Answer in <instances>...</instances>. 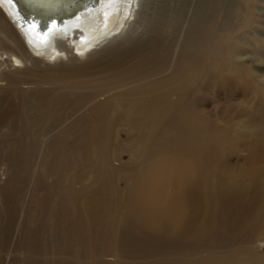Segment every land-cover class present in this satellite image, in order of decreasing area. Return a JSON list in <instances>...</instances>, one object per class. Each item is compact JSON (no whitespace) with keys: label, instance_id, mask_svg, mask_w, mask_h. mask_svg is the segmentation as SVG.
I'll return each mask as SVG.
<instances>
[{"label":"bare ground","instance_id":"1","mask_svg":"<svg viewBox=\"0 0 264 264\" xmlns=\"http://www.w3.org/2000/svg\"><path fill=\"white\" fill-rule=\"evenodd\" d=\"M23 2L27 15L39 9L31 21L19 22L0 0V264L17 215L19 264H229L222 259L242 250L264 211V185L255 183L258 170L249 194L207 177L209 138L203 125L189 126L192 85L212 61L254 74L243 39L256 25L255 6L235 7L237 22L225 26L216 19L223 0H205L181 31V12L148 22L137 0H91L68 18ZM136 16L146 23L129 33ZM253 51L264 68V49ZM255 78L264 86V73ZM118 121L147 150L128 193L117 189L119 166L106 151ZM156 197L166 202L155 207Z\"/></svg>","mask_w":264,"mask_h":264},{"label":"rangeland","instance_id":"2","mask_svg":"<svg viewBox=\"0 0 264 264\" xmlns=\"http://www.w3.org/2000/svg\"><path fill=\"white\" fill-rule=\"evenodd\" d=\"M137 1H139L138 6L136 5L134 10L140 12L146 8L144 18L148 22L154 21L163 10L167 11V14L175 11L181 12L183 18L181 17L182 23L179 25L182 26L180 29L183 31L188 28L189 21L194 19L196 14L201 11L203 6L201 8L200 3L203 4L205 0L202 2L201 0ZM228 1L229 4L231 3L230 5H228ZM224 2L227 3L225 4ZM142 4L145 8H143ZM223 4V13L217 14L216 19L223 22L222 25L225 26H231L237 22L235 11H237L240 5L243 8V4L247 8H249L248 6H252V8L255 6L256 9H252V18L256 15L259 18H256L257 16L255 19L253 18L256 24L252 29L254 32L251 30L249 31L251 34L247 33L246 37L248 38L243 39V47L246 48L249 45V49L248 47L246 49L250 55L247 53L245 55L247 62H253V65L256 62L258 64L262 59L256 56L253 50L254 47L264 49V0H254V2L253 0H245V2L244 0H223ZM0 9L5 10L2 6H0ZM234 9L236 10L233 12ZM145 23L139 26L140 23L136 16L135 21L130 23L129 33L134 32L135 27L137 28L138 26L135 29L138 31L134 33H140ZM227 45L228 41L223 43L224 47ZM251 57L252 59H250ZM253 58H258L259 61L253 60ZM213 62L215 63L212 65L211 63ZM53 64H44V67L53 68ZM222 64L216 63V61L210 62V66L212 65L210 67L212 68L211 72L207 74V77L202 79L199 77V73V80L197 79L196 83L192 85L193 109L196 118L191 121L189 126L195 129V127L199 128L203 125V128H200L205 131L209 138L205 152L208 153L209 163L207 177H209V173L212 175L211 182L215 181V184L216 181L222 182L228 190L243 189L245 190V194H249L251 193L250 188L252 186L250 183L252 178L250 173L258 170L259 172L254 175L260 174V178L258 180L255 179V183L264 185V181L261 179L262 174L264 175V171H262L264 169V117L258 116V112H264V86H261L255 78V72L257 74L260 72L264 73L261 70L264 68L258 67L255 64L254 69L252 68L253 71L255 70L254 74L252 72V74L247 73V75L242 76L241 74L234 73L232 70L225 69V64ZM215 66L217 67L215 68ZM123 107L127 108V104L122 103L121 108ZM253 114H257L255 119L253 118ZM130 127L131 124L129 126L126 121L115 122L106 143L108 155L113 156L116 160L115 166H119V174L121 173V176L117 179L116 185L121 193H128L134 190V181L130 180L129 175L132 172L141 171L143 165L146 163L147 153L143 152L147 150L142 151V143ZM5 173V167L0 166V183L4 182ZM90 183L88 178H84L83 185L86 188L90 186ZM168 189H170L169 186H167V192L169 191ZM138 191L139 186L136 187V192ZM28 196L29 188L26 190V195H22L20 199V210L22 211L27 207ZM153 202L156 207L161 206L166 200L156 197V202L154 200ZM259 216L260 219L254 218L252 224L249 226V239L242 250L224 257L223 261L229 264H264V211L259 212ZM19 227L20 220L17 215L8 246L2 253L3 264H19L18 259L21 257V252L15 250ZM104 259L117 262L116 258L110 255L108 257L104 256Z\"/></svg>","mask_w":264,"mask_h":264},{"label":"water","instance_id":"3","mask_svg":"<svg viewBox=\"0 0 264 264\" xmlns=\"http://www.w3.org/2000/svg\"><path fill=\"white\" fill-rule=\"evenodd\" d=\"M9 4H11V6L16 10V12L20 15L17 17V20H26L28 17V20H32L35 16L37 17V12L39 9H31V14L27 15L26 10L24 8V2L23 0H7ZM88 2H91V0H75V2H70L69 5L67 6H60L58 7L54 12L55 13H66V17L64 18H68L70 16L75 15L76 13L80 12V10H82L84 8V5L87 4ZM42 12H44V10H41ZM28 17H27V16Z\"/></svg>","mask_w":264,"mask_h":264},{"label":"snow or ice","instance_id":"4","mask_svg":"<svg viewBox=\"0 0 264 264\" xmlns=\"http://www.w3.org/2000/svg\"><path fill=\"white\" fill-rule=\"evenodd\" d=\"M65 0H37L38 6L44 10L45 15H51ZM75 2V0H69Z\"/></svg>","mask_w":264,"mask_h":264}]
</instances>
